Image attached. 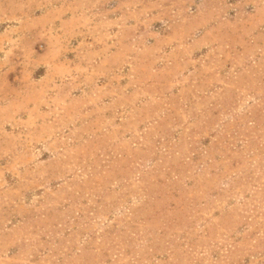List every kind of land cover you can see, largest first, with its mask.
<instances>
[{
  "label": "rangeland",
  "instance_id": "1",
  "mask_svg": "<svg viewBox=\"0 0 264 264\" xmlns=\"http://www.w3.org/2000/svg\"><path fill=\"white\" fill-rule=\"evenodd\" d=\"M0 264H264V0H0Z\"/></svg>",
  "mask_w": 264,
  "mask_h": 264
}]
</instances>
